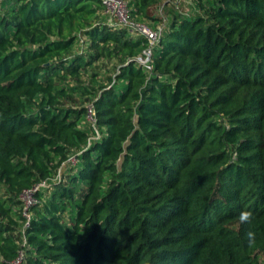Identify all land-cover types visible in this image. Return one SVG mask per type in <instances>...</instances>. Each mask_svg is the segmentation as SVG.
Segmentation results:
<instances>
[{
  "label": "trees",
  "instance_id": "16d2710c",
  "mask_svg": "<svg viewBox=\"0 0 264 264\" xmlns=\"http://www.w3.org/2000/svg\"><path fill=\"white\" fill-rule=\"evenodd\" d=\"M124 1L151 70L101 0L0 2V264L43 182L21 264H263L264 0Z\"/></svg>",
  "mask_w": 264,
  "mask_h": 264
},
{
  "label": "built area",
  "instance_id": "2783aa9c",
  "mask_svg": "<svg viewBox=\"0 0 264 264\" xmlns=\"http://www.w3.org/2000/svg\"><path fill=\"white\" fill-rule=\"evenodd\" d=\"M4 0H0L2 2ZM104 7L105 13L109 15V22L114 26H125L128 27L130 32L136 36H144L149 41V49L144 52V56L139 57L138 61L142 65L146 66L148 70L152 69L150 66L152 51L153 48L159 43L161 28L158 30H152L146 24L135 23L130 19V13L128 10L127 2L124 0H101ZM94 112L92 107H88V119L93 122L94 121ZM72 161L75 162V159L72 158ZM48 187L47 182L40 183L36 185L33 189L24 191L21 195V200L24 204V217L26 219V223L22 232L21 245L22 248L27 247V239L25 237V230L29 227L32 213L31 209L36 206L39 201L36 198V193L40 191L42 188ZM21 250L17 259L9 264H21L25 259V251Z\"/></svg>",
  "mask_w": 264,
  "mask_h": 264
},
{
  "label": "rangeland",
  "instance_id": "374dc122",
  "mask_svg": "<svg viewBox=\"0 0 264 264\" xmlns=\"http://www.w3.org/2000/svg\"><path fill=\"white\" fill-rule=\"evenodd\" d=\"M181 1V7H183V10L184 11H187L188 10V6H187V1H189V0H180ZM186 4V5H185ZM155 12V14L158 16V17H161L162 16V14H161V9H157L156 11H154ZM142 23H146V24H148V25H150L151 26V24H152V22L151 21H144V22H142ZM161 23L159 24V28H161ZM82 45V44H81ZM79 46L78 48H77V50H76V52H79V50L81 51V49H82V47H83V45L82 46ZM113 64H114V62L113 61H100L99 63H97L96 65H98V66H100L99 67V71L101 72L100 74H101V76H103V75H113V73H114V70H113ZM89 79V76L87 75V74H84V76H83V80L84 81H87ZM76 101L77 102H79V99L77 98L76 99ZM88 105V103H86V106ZM260 258H261V261H262V263L264 264V253H262L261 254V256H260Z\"/></svg>",
  "mask_w": 264,
  "mask_h": 264
},
{
  "label": "clouds",
  "instance_id": "9594fccd",
  "mask_svg": "<svg viewBox=\"0 0 264 264\" xmlns=\"http://www.w3.org/2000/svg\"><path fill=\"white\" fill-rule=\"evenodd\" d=\"M253 219V214L250 211L242 210L239 215V221L241 223H250ZM248 237L251 238L254 234L252 232H249Z\"/></svg>",
  "mask_w": 264,
  "mask_h": 264
}]
</instances>
